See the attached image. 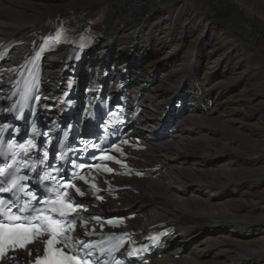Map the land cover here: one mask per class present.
<instances>
[{"label":"bare ground","instance_id":"6f19581e","mask_svg":"<svg viewBox=\"0 0 264 264\" xmlns=\"http://www.w3.org/2000/svg\"><path fill=\"white\" fill-rule=\"evenodd\" d=\"M95 1L0 0V43L108 3L79 70L98 80L111 67L108 78L146 107L138 167L158 165L121 208L140 214L137 227L173 221L167 256L177 264H264V0ZM45 64L54 92L68 74ZM164 122L171 134L157 135Z\"/></svg>","mask_w":264,"mask_h":264},{"label":"snow or ice","instance_id":"6c2138e0","mask_svg":"<svg viewBox=\"0 0 264 264\" xmlns=\"http://www.w3.org/2000/svg\"><path fill=\"white\" fill-rule=\"evenodd\" d=\"M62 36L61 32H57L56 39L59 40ZM35 131V128H33ZM30 143V142H29ZM11 141H9V147H13ZM20 148H24V144H19ZM119 151V149H117ZM16 155V154H14ZM27 155V152H25ZM47 153H45V156ZM106 159H112V157H105ZM7 156L4 157L2 166H0V192H12L13 197H15V192L13 189H19L24 187L20 184V181L27 179V175L18 176L16 171L13 170V165L16 163L13 159L12 163H8ZM75 187V186H73ZM80 195H84L80 191V188L75 189ZM36 200L35 192L27 193ZM67 193H57V196L52 199H40L39 203L53 205L52 210L58 212V217L53 218L50 214H43L45 209L34 207L31 201H26L23 207H19L12 197L5 199L0 197V259H2L5 253L8 251L9 247L12 245L24 247L26 243L32 242L38 235L46 233L49 238L42 240L41 243L45 245L43 249V254L38 255L35 258V264H89L86 258H81L78 254H67L63 251V248L68 247L67 241L70 237H64L63 239H58L60 233L66 230L68 224L74 226L73 221L62 220L59 217H64V208H71L70 203L65 204L61 199V196H66ZM18 199V197H16ZM11 204L16 207L17 211L13 212L12 208H8L7 205ZM75 210V209H73ZM31 211L34 214L21 215V213ZM38 221L39 223H36ZM41 229L43 233H41ZM32 233L30 236L29 233ZM60 243L61 248H56L55 245ZM84 247H88L84 244ZM29 255H31V250H29Z\"/></svg>","mask_w":264,"mask_h":264},{"label":"rangeland","instance_id":"374dc122","mask_svg":"<svg viewBox=\"0 0 264 264\" xmlns=\"http://www.w3.org/2000/svg\"><path fill=\"white\" fill-rule=\"evenodd\" d=\"M97 1H99V0H96L95 3H97ZM86 6H88V5H85L84 7H86ZM109 7H110V6H109ZM121 15H122V14H121ZM118 16H120V15H118ZM121 17H122V16H121ZM136 23H137V22H136ZM206 32H207L206 35H207L208 33H210V34H212V35L214 36V35H215L214 33H215L216 31H209V30H208V31H206ZM207 36H208V35H207ZM239 155H240V154H239ZM225 157L228 158L227 155H225ZM220 158H221V157H220ZM209 160H214V159H209ZM242 162H246V163H247V162H249V161H241V162H238V163H239V164H242ZM243 164H244V163H243ZM243 223H245V222H240V224H243ZM254 227H256V225L253 226L252 228H254Z\"/></svg>","mask_w":264,"mask_h":264}]
</instances>
